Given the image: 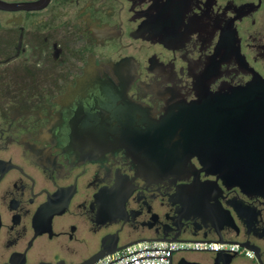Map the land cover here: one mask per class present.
<instances>
[{
	"label": "flooded vegetation",
	"instance_id": "obj_1",
	"mask_svg": "<svg viewBox=\"0 0 264 264\" xmlns=\"http://www.w3.org/2000/svg\"><path fill=\"white\" fill-rule=\"evenodd\" d=\"M229 217L264 264V0H0V264Z\"/></svg>",
	"mask_w": 264,
	"mask_h": 264
},
{
	"label": "built area",
	"instance_id": "obj_2",
	"mask_svg": "<svg viewBox=\"0 0 264 264\" xmlns=\"http://www.w3.org/2000/svg\"><path fill=\"white\" fill-rule=\"evenodd\" d=\"M116 246L117 248L112 252L105 253L91 264H170L172 254L179 250L209 251L211 253L226 252L237 255L241 253L247 258H253L250 250L240 247L235 242H217L206 239L184 241L139 240Z\"/></svg>",
	"mask_w": 264,
	"mask_h": 264
},
{
	"label": "water",
	"instance_id": "obj_3",
	"mask_svg": "<svg viewBox=\"0 0 264 264\" xmlns=\"http://www.w3.org/2000/svg\"><path fill=\"white\" fill-rule=\"evenodd\" d=\"M234 151H236V152L233 154L234 155L233 158H236V156L239 155L237 152L242 153L243 149H239V150L234 149ZM247 165L250 167V166H252L254 164H247ZM254 172H256V171H254ZM224 177L225 176H223V175L221 176L220 175L221 181L225 184V178ZM232 178L233 179H232L231 185H229L228 187H234L235 186V187H238L241 191L244 192V189L246 190L248 188V186H251L252 185L251 178H249V177L248 178H245V177L240 176V174H233L232 175ZM174 204L177 205V206L181 205V207H183V208L186 207L188 209H194V207H195V205H194L193 202H189V204L186 205L184 203L182 204L179 201H177V202H174ZM224 205L228 209H230L235 214V216L239 219V216L237 214V208L235 207V205L231 204L228 201H225L224 202ZM228 209H225V210L222 209V210H223V212H227ZM229 219H230V217H229ZM229 219H227L226 222H223V224L219 225L218 228H217V230H216V227H215L214 228L215 233L217 231H220L222 229V227H223V228H226V229L234 232V234H235L236 229L234 228L233 225L229 224V222L232 221L231 219L230 220ZM216 234H217V236H216V239L214 241H217V242H223L224 241V242H231V243L232 242H235V241H232V240H225L218 233H216ZM160 240L184 241V240H187V239H180L176 235V236H174L172 238L160 239ZM235 243H237L240 247H243L245 249H248V250L252 251V248L249 245H247L245 242H235ZM116 245L117 244L113 240L110 241L109 243L103 244V245H101V248H100V250L98 252H96V253L92 254L91 256H89L88 258H86V259H84V260H82L80 262L74 263V264H91L94 261H96L98 258H100L101 256H103L105 253L112 252L114 249H116L117 248ZM179 251L188 252L187 250H179ZM219 253L220 252L214 253L215 254L214 261H216V259L218 258L217 256H218ZM225 254H230V253H226L225 252ZM228 256L229 257H233L234 255L233 254H230ZM256 261H257L258 264H261V262L258 259H256ZM170 264H171V259H170ZM174 264H200V263H198L196 261H189V260H186L183 257H180V258H178L176 260V262Z\"/></svg>",
	"mask_w": 264,
	"mask_h": 264
},
{
	"label": "rangeland",
	"instance_id": "obj_4",
	"mask_svg": "<svg viewBox=\"0 0 264 264\" xmlns=\"http://www.w3.org/2000/svg\"><path fill=\"white\" fill-rule=\"evenodd\" d=\"M127 240L125 239H119L117 245H121L125 243ZM92 244H90L91 247ZM179 255L185 257L186 259L194 260V261H200L202 263L207 262V256L206 254L200 253V252H193V251H188V252H181L179 254H174L173 259L177 258ZM78 259H70L67 260V264H72L76 262ZM231 264H256L252 259L245 257L241 253L235 256L231 262Z\"/></svg>",
	"mask_w": 264,
	"mask_h": 264
}]
</instances>
